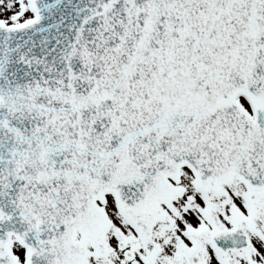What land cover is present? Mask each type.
<instances>
[{
	"label": "snow or ice",
	"instance_id": "6c2138e0",
	"mask_svg": "<svg viewBox=\"0 0 264 264\" xmlns=\"http://www.w3.org/2000/svg\"><path fill=\"white\" fill-rule=\"evenodd\" d=\"M0 264H264V0H0Z\"/></svg>",
	"mask_w": 264,
	"mask_h": 264
}]
</instances>
